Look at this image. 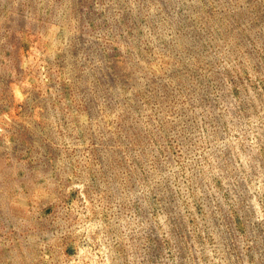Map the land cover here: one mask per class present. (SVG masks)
<instances>
[{
  "label": "rangeland",
  "instance_id": "374dc122",
  "mask_svg": "<svg viewBox=\"0 0 264 264\" xmlns=\"http://www.w3.org/2000/svg\"><path fill=\"white\" fill-rule=\"evenodd\" d=\"M0 264H264V0H0Z\"/></svg>",
  "mask_w": 264,
  "mask_h": 264
}]
</instances>
